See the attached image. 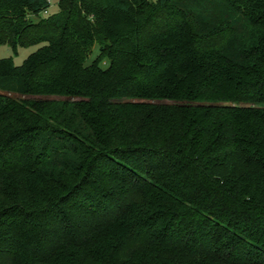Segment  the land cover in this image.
Here are the masks:
<instances>
[{"label":"trees","instance_id":"1","mask_svg":"<svg viewBox=\"0 0 264 264\" xmlns=\"http://www.w3.org/2000/svg\"><path fill=\"white\" fill-rule=\"evenodd\" d=\"M58 6L0 0V264H264V0Z\"/></svg>","mask_w":264,"mask_h":264},{"label":"rangeland","instance_id":"2","mask_svg":"<svg viewBox=\"0 0 264 264\" xmlns=\"http://www.w3.org/2000/svg\"><path fill=\"white\" fill-rule=\"evenodd\" d=\"M60 0H49L50 8L48 10L49 15H54L59 11V3ZM40 46H32V47H26V48H19L17 51H13L9 46H2L0 47V58L1 59H9L13 62V64L17 67L22 66L25 61L28 59V57L35 53ZM98 55V49L95 48L93 50V53L91 54L89 58V62ZM104 65V64H103Z\"/></svg>","mask_w":264,"mask_h":264}]
</instances>
